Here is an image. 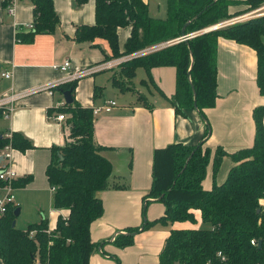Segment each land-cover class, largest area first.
Masks as SVG:
<instances>
[{
	"label": "trees",
	"instance_id": "trees-1",
	"mask_svg": "<svg viewBox=\"0 0 264 264\" xmlns=\"http://www.w3.org/2000/svg\"><path fill=\"white\" fill-rule=\"evenodd\" d=\"M34 21L29 32H17L20 41H32L38 33H53L60 18L54 0H31ZM87 0H79L85 2ZM234 0H169L168 16L150 14L144 0H96V23L80 25L79 41L107 39L113 56L133 55L122 62V73L133 78L140 66L173 65L177 68L176 111L196 108L206 121L204 137L211 132L205 109L215 106L218 97L217 48L220 37L233 39L254 48L258 57L257 83L264 95V14L194 36L145 55L141 50L184 33L199 31L231 18L229 7ZM251 9L264 0H247ZM238 14V13H237ZM189 22V24H187ZM132 27L124 52L119 50V27ZM185 28V29H184ZM75 82L58 87L61 91L76 88ZM196 94V95H195ZM60 112L68 113L69 140L53 149L46 173L53 194V208L66 209L51 229L49 220L30 224L27 229L13 226L18 204H10L0 217V257L5 264H89L95 246L91 226L104 213L100 192L111 187V161L95 140L93 109L76 103L66 104ZM1 114V111H0ZM256 135L250 147L228 153L219 146L214 155V175L226 155L235 165L222 184L206 190L203 181L212 151L197 145L175 143L156 153L154 181L149 192L165 205L158 220L145 219L143 225L119 234L115 242L128 246L134 234L155 223H196L195 210L201 212L203 225L197 228H172L160 253V264H264V105L254 111ZM8 139L0 132V150ZM13 144L20 150L33 147L24 135L13 134ZM30 177L15 182L24 186ZM2 183L0 182V185ZM145 214V209L143 210ZM32 231L35 233L32 235ZM256 240L257 244H253ZM259 241H262L259 246ZM221 252L225 259L219 255Z\"/></svg>",
	"mask_w": 264,
	"mask_h": 264
},
{
	"label": "crops",
	"instance_id": "crops-1",
	"mask_svg": "<svg viewBox=\"0 0 264 264\" xmlns=\"http://www.w3.org/2000/svg\"><path fill=\"white\" fill-rule=\"evenodd\" d=\"M144 1L148 3L150 14L157 16V13H152V0ZM234 1L229 11L238 17L235 23L259 16L254 12L264 7L262 4L251 9L247 0ZM54 7L60 18L55 31L38 33L31 42L20 41L17 32L32 30L34 5L31 0H18L14 14H10L4 1L0 0V67L1 72L9 70L13 74L10 79L0 76V96L11 89L25 92L52 82L66 84V74L53 67L66 60H71L74 66L99 68L109 60L125 58L126 61L132 58L129 56L133 55L114 57L107 39H77L80 25L96 23V0L82 3L79 0H54ZM168 9L169 0L167 16ZM131 33L130 25L119 27L120 52L125 51ZM177 38L148 47L152 48L148 53L174 44L156 48ZM121 64L99 69L78 79L73 97L79 105L92 109L102 106L107 100L117 102L111 112L102 111L94 115L95 140L103 147V155L111 161L113 173L111 187L100 192L104 213L91 226L92 240L103 244L95 246L89 264H160V253L172 228L203 225L199 210H195L196 223L157 222L151 228L135 233L131 245L121 247L115 238L119 234L130 233V228L141 227L145 219L155 221L165 214L164 203L149 196L157 151L175 143L197 145L204 141L203 146L212 151L203 181L204 188L211 190L215 183L222 184L227 179L235 165L229 154L253 145L256 135L254 111L264 105V95L257 83L258 57L256 50L246 44L219 38L218 97L215 106L205 109L211 125L207 137H204L206 121L196 108H186L185 114L176 111L175 66L159 65L150 70L140 66L135 76L129 79L122 73ZM66 104L63 91L58 88L53 89L52 94L47 90L32 92L19 99L10 119L0 117L1 133L12 130L24 135L33 144L26 150L15 148L13 154L16 181L31 178L26 185L15 190L20 214L26 195L33 192L38 197L44 196L54 211L51 219L43 214L51 228L56 226L60 214L68 213L66 209L53 208L54 192L46 173L53 149L63 147L69 140L68 113H64L67 117L64 121L54 119L55 115L63 113L60 109ZM219 146L229 154L223 157L214 175L213 160ZM43 217L40 216L39 222ZM0 264H5L1 257Z\"/></svg>",
	"mask_w": 264,
	"mask_h": 264
},
{
	"label": "built area",
	"instance_id": "built-area-1",
	"mask_svg": "<svg viewBox=\"0 0 264 264\" xmlns=\"http://www.w3.org/2000/svg\"><path fill=\"white\" fill-rule=\"evenodd\" d=\"M3 1L5 3V8L7 12H9L10 14H14L18 0H3ZM262 10H264V7L257 9L254 13H258V14L260 13L259 15H263L264 12L261 13ZM237 20L238 19L230 20L226 23L212 25L203 28L199 31L188 33L185 36H180L177 39L160 44L159 46H156V48L157 47L161 48L178 41L190 39L200 33L209 32L213 29L222 27L221 25L227 26L233 24ZM30 27H32V24ZM151 49L152 48H146L140 51L139 53H137V55L148 53L151 51ZM129 57L131 58L133 56H129ZM124 59L125 58L117 59V60H109L105 62L102 66H99V68H83L80 66H74L71 60H66L63 64H56L53 67L55 70L65 73L66 74L65 82L69 83V82H75L84 76L91 75L93 72L99 69L112 68L116 65H119L120 63H122V61H124ZM12 75H13L12 72L9 70L1 72V76L7 79L12 78ZM59 86H61V82H52L51 84H47L45 86H41L39 88L25 92H17L14 89H11L9 93H4L3 95L0 96V111H1L0 117H3L5 119H10L13 112L16 109V104L19 101V99L23 98L27 94H31L32 92H38V91H46V90L52 94L53 89H56ZM116 105L117 102L115 100H107L102 106L94 108L93 114L97 115L102 111L111 112ZM66 118L67 117L64 113H58L57 115L54 116V119L56 121H64ZM13 134L14 132L12 130H8L2 133V135L6 137L8 141L0 150V182L2 183L0 185V192L3 191L2 194L0 193V217L7 212L8 206L10 204L15 203V190H16L15 182L17 178V173L13 168V157H14L13 154L16 148L13 144ZM51 189L53 192H55L56 187L51 186ZM34 233L35 231H32V235ZM252 243L257 244L256 240H252ZM219 255L222 257V259H225L224 255L221 252H219ZM36 264H49V263L48 262L42 263L38 261Z\"/></svg>",
	"mask_w": 264,
	"mask_h": 264
},
{
	"label": "rangeland",
	"instance_id": "rangeland-1",
	"mask_svg": "<svg viewBox=\"0 0 264 264\" xmlns=\"http://www.w3.org/2000/svg\"><path fill=\"white\" fill-rule=\"evenodd\" d=\"M159 3H162V5H160ZM152 5H153L152 13L154 12L157 13V16L155 17H159V18L167 17V0H152ZM263 12L264 10L261 11V13ZM237 18L238 17L232 16L231 18L223 19L216 24L226 23L230 20H234ZM2 192L3 191H1L0 193L2 194ZM15 204H17L16 193H15ZM43 214L51 219L52 214H54V211L52 210L50 204L46 202L44 196L38 197L37 193H33V192L29 193L24 198L22 214L17 216V218L15 219L16 227L20 229H27V227L30 224L39 223L40 216L43 217L44 216Z\"/></svg>",
	"mask_w": 264,
	"mask_h": 264
},
{
	"label": "water",
	"instance_id": "water-1",
	"mask_svg": "<svg viewBox=\"0 0 264 264\" xmlns=\"http://www.w3.org/2000/svg\"><path fill=\"white\" fill-rule=\"evenodd\" d=\"M187 24H189V22H187ZM184 29H185V28H184ZM185 35H186V34L184 33L182 36H185ZM185 40H188V39H185ZM182 41H183V40H182ZM178 42H179V41H178ZM0 76H1V67H0ZM63 95H64L65 102H66L67 104H72V103H73L74 98H73V89H72V88H70V89H68V90H64V91H63ZM195 95H196V94H195ZM14 214H15L16 217L19 216V214H20V207H17V208H16ZM12 225L15 226V225H16V222L13 221ZM261 244H262V241H259V246H261Z\"/></svg>",
	"mask_w": 264,
	"mask_h": 264
}]
</instances>
